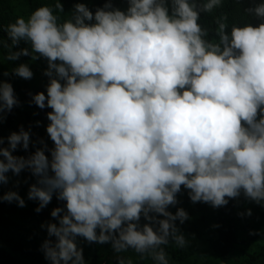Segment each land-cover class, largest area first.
I'll use <instances>...</instances> for the list:
<instances>
[{
    "label": "clouds",
    "instance_id": "clouds-1",
    "mask_svg": "<svg viewBox=\"0 0 264 264\" xmlns=\"http://www.w3.org/2000/svg\"><path fill=\"white\" fill-rule=\"evenodd\" d=\"M128 3L122 11L108 0L95 13L78 3L61 23L56 0L57 11L41 6L4 29L9 49L31 45V53L9 51L8 60L35 53L48 62L47 94L32 102L52 109L51 159L46 144L27 158L12 154L29 149L23 127L7 137L8 147L0 137V185L10 171L28 169L37 178L28 192L39 201L37 212L54 194L66 201V211L51 213L58 223L42 225L51 264H85L77 237L169 264L163 246L187 243L176 221L183 224L188 213L168 210L182 186L193 203L214 208L241 193L264 203V22L233 25L229 34L227 17L218 18V40L210 41L200 13L222 0H171V10L167 0ZM250 11L264 19V2ZM13 71L33 77L27 64ZM18 104L12 84L0 81V122ZM0 200L25 206L15 191ZM142 217L148 223L141 225Z\"/></svg>",
    "mask_w": 264,
    "mask_h": 264
},
{
    "label": "trees",
    "instance_id": "trees-1",
    "mask_svg": "<svg viewBox=\"0 0 264 264\" xmlns=\"http://www.w3.org/2000/svg\"><path fill=\"white\" fill-rule=\"evenodd\" d=\"M264 2V0H251ZM63 11L56 12L62 23L71 19L75 13V5L84 3L93 13L98 8H103L108 0H60ZM198 6L206 0H190ZM56 0H0V81L11 83L14 94L19 104L14 106L11 112L4 114L0 122V137L5 143L2 147H8L7 137L13 132H19L23 127L30 132V145L28 150L19 146L13 151L14 156L25 158L34 154L37 149H43L47 145L46 155L51 159L50 149L54 147L53 141L47 134V126L50 121L47 113L52 109L45 107L40 109L33 103L35 94L44 92L47 94V86L50 78L45 75L48 62L45 58L33 59V55L21 56L17 60H8L9 51L15 52L28 48L31 53V45L21 41L18 46H12L11 41L4 31L7 25L14 23L17 18L26 20L41 6H50L55 10ZM113 8L126 11L129 7L128 0H111ZM172 6H169L171 10ZM227 17V32L230 34L233 25L243 27V14L239 11L235 0H222L221 5L211 13L201 12L199 23L208 30L206 39L218 40L216 21L218 18ZM21 64H27L33 72L31 79L21 78L14 73V69ZM9 182L0 185V196L9 191L18 192L25 200V206H18V202L11 203L0 200V264H51L45 258L42 244L49 239L47 228L42 227L48 223H58L51 216L57 208H65L66 201H60L53 195L52 201L40 212L36 211L39 206L38 200H29L30 186L37 182L30 170H23L18 176L11 171L7 173ZM189 190L182 186L177 195L178 204L170 206L169 211L173 214L179 208H183L189 216L183 224L176 221L179 233L187 239L186 245L178 247L174 241L166 246L169 264H264V203L257 204L246 198L243 193L238 198L230 199L226 206L214 208L203 202L193 203L189 197ZM251 210V215L248 211ZM243 213L244 215H241ZM64 213H61L63 215ZM163 219V217H160ZM141 225L148 223L143 217ZM99 231V230H98ZM55 240V237H51ZM78 248L83 249L85 264H119L123 259L125 264L129 260L132 264H156L151 256L134 260L126 252L116 255L111 245L98 242L89 243L83 237H77Z\"/></svg>",
    "mask_w": 264,
    "mask_h": 264
},
{
    "label": "rangeland",
    "instance_id": "rangeland-1",
    "mask_svg": "<svg viewBox=\"0 0 264 264\" xmlns=\"http://www.w3.org/2000/svg\"><path fill=\"white\" fill-rule=\"evenodd\" d=\"M235 3L237 4L239 11L243 14V20H244V26L245 25H253L258 26L260 23L264 22V19L259 18L255 15L254 11H250V9H254L257 7L261 2L259 1H251V0H235ZM167 6H172L171 0H167ZM186 241H188L186 239ZM108 245H111V242L106 243ZM116 252V251H115ZM119 254L116 252V255ZM126 254H129L132 259L136 260L140 257L139 253H136L134 249H128L126 251Z\"/></svg>",
    "mask_w": 264,
    "mask_h": 264
}]
</instances>
